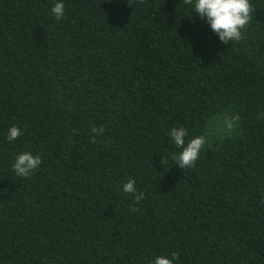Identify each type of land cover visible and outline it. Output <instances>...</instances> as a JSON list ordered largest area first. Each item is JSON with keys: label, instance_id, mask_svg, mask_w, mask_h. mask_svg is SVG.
<instances>
[{"label": "trees", "instance_id": "1", "mask_svg": "<svg viewBox=\"0 0 264 264\" xmlns=\"http://www.w3.org/2000/svg\"><path fill=\"white\" fill-rule=\"evenodd\" d=\"M53 2L0 0V264H264V0L228 45L189 0ZM221 116L175 165L169 130Z\"/></svg>", "mask_w": 264, "mask_h": 264}, {"label": "clouds", "instance_id": "2", "mask_svg": "<svg viewBox=\"0 0 264 264\" xmlns=\"http://www.w3.org/2000/svg\"><path fill=\"white\" fill-rule=\"evenodd\" d=\"M189 4L195 16H198L207 24L221 44L228 45L230 42H238L242 39V30L248 24L251 17L252 8L250 0H189ZM50 11L57 20L64 18V0H54ZM223 119L224 131L227 133L234 127V121L238 117L233 116L229 119L225 116ZM20 135L21 129L11 126L8 129L6 139L9 142H13ZM167 135L170 137L169 143L180 150L173 154L172 158L175 161V165L182 169L192 167L204 150L206 137L204 135L194 136L186 143L185 137L188 135V130L183 126L171 128ZM41 163L42 160L39 155L23 151L15 155L11 167L16 176L27 177L38 169ZM122 191L133 194L137 203L144 198L142 192H137L136 181L134 179H128L123 184ZM176 259L175 253L171 256H156L152 264H174Z\"/></svg>", "mask_w": 264, "mask_h": 264}, {"label": "rangeland", "instance_id": "3", "mask_svg": "<svg viewBox=\"0 0 264 264\" xmlns=\"http://www.w3.org/2000/svg\"><path fill=\"white\" fill-rule=\"evenodd\" d=\"M224 117H218L215 122L212 123L210 127V132L207 138V144L214 146L220 140V138L225 137L229 132L224 131Z\"/></svg>", "mask_w": 264, "mask_h": 264}]
</instances>
